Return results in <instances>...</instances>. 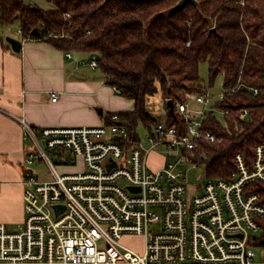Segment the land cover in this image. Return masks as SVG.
Masks as SVG:
<instances>
[{"label":"built area","instance_id":"built-area-1","mask_svg":"<svg viewBox=\"0 0 264 264\" xmlns=\"http://www.w3.org/2000/svg\"><path fill=\"white\" fill-rule=\"evenodd\" d=\"M90 65L99 69L97 57ZM242 87L188 95L175 105L184 127L155 124L148 149L118 114L110 125L72 128L37 129L18 118L28 143L25 220L18 232L0 224V264H264L256 252L264 258V203L253 189L264 184V146L252 169L237 154L229 178H208L187 194V172L201 168L199 144L222 140L207 124L218 111L229 115L222 105ZM160 148L162 164L152 169Z\"/></svg>","mask_w":264,"mask_h":264},{"label":"trees","instance_id":"trees-1","mask_svg":"<svg viewBox=\"0 0 264 264\" xmlns=\"http://www.w3.org/2000/svg\"><path fill=\"white\" fill-rule=\"evenodd\" d=\"M44 1L49 10L27 0H0V26L18 23L24 39L97 57L106 85L134 103L132 111L116 114L135 141L140 125L147 131L159 122L184 127L175 105L206 89L201 65L209 66L211 86L219 75L227 90L241 81L242 89L222 105L230 112L224 123L207 124L222 140L200 143L196 155L207 178H229L237 154L252 169L257 147L264 146V0H196L178 10L181 0ZM35 29L40 37L32 35ZM158 92L165 116L148 109V99ZM107 121L110 125L111 116ZM253 189L264 203V184Z\"/></svg>","mask_w":264,"mask_h":264},{"label":"crops","instance_id":"crops-1","mask_svg":"<svg viewBox=\"0 0 264 264\" xmlns=\"http://www.w3.org/2000/svg\"><path fill=\"white\" fill-rule=\"evenodd\" d=\"M8 31L0 26V224L21 231L28 143L18 118L37 129L101 126L113 114L132 111L134 103L106 85L89 54L24 39L20 29L16 36ZM7 37L22 42L21 53L12 50ZM52 93L59 95L55 102Z\"/></svg>","mask_w":264,"mask_h":264},{"label":"rangeland","instance_id":"rangeland-1","mask_svg":"<svg viewBox=\"0 0 264 264\" xmlns=\"http://www.w3.org/2000/svg\"><path fill=\"white\" fill-rule=\"evenodd\" d=\"M27 2L31 3L32 5L36 4L40 8H42L43 10H49L51 8V5L46 3L44 0H27ZM18 29H20L19 24L18 23L14 24V25L9 27L8 33L12 36H16V35H18L17 34ZM200 76H201V79L206 84V86H207L206 89H207L210 96L216 97L219 94L224 92L225 88H224V77H223V75H219L216 78L213 86L210 85V74H209L208 64L205 63V64L201 65ZM186 99H187V97H186ZM148 109L153 116H165L166 110H165L164 100H163L161 92L154 94L153 96H151L148 99ZM215 115H216L215 117L219 121L224 123L225 115H223V113L221 111H218ZM147 133H148L147 129L143 125H140L138 128V134L140 135V138L143 141V146L145 149H148L150 147V144H148L147 140H146ZM162 152H163V150L160 148L156 151V153L151 154L149 164H150L152 169H155L156 167H158L162 164L163 160L161 159V157L159 158V155H158V154H162ZM40 173H41L40 176L42 178L47 177L46 167H44ZM207 180H208L207 175H206V173L202 167L198 168V169H190L187 172V176H186V182H187V186H188V191H187L188 196L193 195L195 190H196V187L200 184H203ZM9 230L10 231H18L19 229L13 227V228H10ZM253 236L259 237L260 234L255 233V234H253ZM125 242L128 244L134 243V244H137L138 247H141V240L140 239L131 240L130 238H126ZM256 252H257V262L258 263L263 262L264 258L262 257L261 252L258 249H256Z\"/></svg>","mask_w":264,"mask_h":264},{"label":"water","instance_id":"water-1","mask_svg":"<svg viewBox=\"0 0 264 264\" xmlns=\"http://www.w3.org/2000/svg\"><path fill=\"white\" fill-rule=\"evenodd\" d=\"M107 2H110V1H121V2H124V3H142V2H145V1H149V0H106ZM189 3H196V0H181L177 5H176V9H182L184 8L187 4ZM32 35L34 36H37V37H40V33L37 29H35L33 32H32ZM6 42L11 46L12 50L15 52V53H21L22 52V42L15 39V38H12V37H7L6 38ZM168 106L171 110V113H174V104L172 101H169L168 102Z\"/></svg>","mask_w":264,"mask_h":264}]
</instances>
